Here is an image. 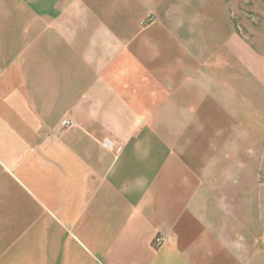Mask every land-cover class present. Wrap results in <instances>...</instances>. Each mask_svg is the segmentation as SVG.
<instances>
[{
  "label": "crops",
  "instance_id": "obj_1",
  "mask_svg": "<svg viewBox=\"0 0 264 264\" xmlns=\"http://www.w3.org/2000/svg\"><path fill=\"white\" fill-rule=\"evenodd\" d=\"M58 3L34 28L0 0V264H264L236 245L225 149L191 132L219 100L169 23L185 0Z\"/></svg>",
  "mask_w": 264,
  "mask_h": 264
},
{
  "label": "rangeland",
  "instance_id": "obj_2",
  "mask_svg": "<svg viewBox=\"0 0 264 264\" xmlns=\"http://www.w3.org/2000/svg\"><path fill=\"white\" fill-rule=\"evenodd\" d=\"M27 1L34 28L59 6L58 0ZM170 8L176 10L172 31L194 52L203 50L204 60L194 61V68L202 63L210 91L218 92L219 103L209 99V108L193 110V138L207 136L209 148L225 149L236 245L264 256V0H185ZM22 14L16 16L24 21Z\"/></svg>",
  "mask_w": 264,
  "mask_h": 264
},
{
  "label": "built area",
  "instance_id": "obj_3",
  "mask_svg": "<svg viewBox=\"0 0 264 264\" xmlns=\"http://www.w3.org/2000/svg\"><path fill=\"white\" fill-rule=\"evenodd\" d=\"M154 19V16L153 15H147L143 20L140 21V24L141 25H145L149 22H151L152 20ZM74 123L72 120L70 119H65V120H62L61 122V127L62 128H66V127H69V126H72ZM101 147L105 150H108V151H113L114 149V141L110 138H107V139H104L102 142H101ZM162 243V240L160 237L156 238L154 244L155 245H159Z\"/></svg>",
  "mask_w": 264,
  "mask_h": 264
}]
</instances>
